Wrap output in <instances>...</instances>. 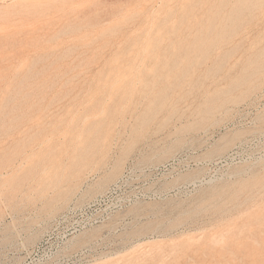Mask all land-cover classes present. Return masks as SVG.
<instances>
[{
	"label": "rangeland",
	"instance_id": "obj_1",
	"mask_svg": "<svg viewBox=\"0 0 264 264\" xmlns=\"http://www.w3.org/2000/svg\"><path fill=\"white\" fill-rule=\"evenodd\" d=\"M0 264H264V0H0Z\"/></svg>",
	"mask_w": 264,
	"mask_h": 264
}]
</instances>
